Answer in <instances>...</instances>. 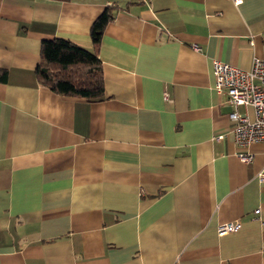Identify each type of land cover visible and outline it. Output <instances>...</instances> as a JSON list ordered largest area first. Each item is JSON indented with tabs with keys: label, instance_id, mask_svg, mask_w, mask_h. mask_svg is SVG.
Returning <instances> with one entry per match:
<instances>
[{
	"label": "crops",
	"instance_id": "crops-1",
	"mask_svg": "<svg viewBox=\"0 0 264 264\" xmlns=\"http://www.w3.org/2000/svg\"><path fill=\"white\" fill-rule=\"evenodd\" d=\"M53 37L96 50L100 99L39 82ZM255 56L264 0H0V264H264V141H235L212 77Z\"/></svg>",
	"mask_w": 264,
	"mask_h": 264
},
{
	"label": "trees",
	"instance_id": "trees-1",
	"mask_svg": "<svg viewBox=\"0 0 264 264\" xmlns=\"http://www.w3.org/2000/svg\"><path fill=\"white\" fill-rule=\"evenodd\" d=\"M113 18V7L105 6L90 27V38L97 49L105 25ZM40 59L34 68L39 82L61 94L78 95L87 100L100 99L104 93L100 59L96 50H88L63 37L43 39ZM6 72L0 70V80Z\"/></svg>",
	"mask_w": 264,
	"mask_h": 264
},
{
	"label": "built area",
	"instance_id": "built-area-1",
	"mask_svg": "<svg viewBox=\"0 0 264 264\" xmlns=\"http://www.w3.org/2000/svg\"><path fill=\"white\" fill-rule=\"evenodd\" d=\"M239 3L241 0H233ZM194 49L199 47L192 45ZM213 88L217 93H225L226 101L232 106L228 113L231 130L238 144L250 145L264 141V57H253L248 69L239 68L231 63L212 61ZM169 100L168 94H163ZM249 106L253 109V117L237 111V106ZM221 137V135H218ZM241 161L251 159L248 152L237 154ZM264 181V173L259 175ZM241 227L240 221L224 222L217 225L218 234L234 232Z\"/></svg>",
	"mask_w": 264,
	"mask_h": 264
}]
</instances>
